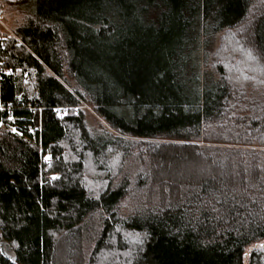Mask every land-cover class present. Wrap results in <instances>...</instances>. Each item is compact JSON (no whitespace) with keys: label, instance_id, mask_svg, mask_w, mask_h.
Masks as SVG:
<instances>
[{"label":"trees","instance_id":"16d2710c","mask_svg":"<svg viewBox=\"0 0 264 264\" xmlns=\"http://www.w3.org/2000/svg\"><path fill=\"white\" fill-rule=\"evenodd\" d=\"M0 6L20 15L0 51V264H245L264 241V0Z\"/></svg>","mask_w":264,"mask_h":264},{"label":"rangeland","instance_id":"374dc122","mask_svg":"<svg viewBox=\"0 0 264 264\" xmlns=\"http://www.w3.org/2000/svg\"><path fill=\"white\" fill-rule=\"evenodd\" d=\"M19 20H20V15L8 9L4 10V14L2 16V11H1V6H0V35L2 36V41H3L2 42L3 46L2 48H0V51L3 50L4 48V39H6V35L14 36L13 27L16 24V22ZM231 58H234V57H231ZM82 108L85 109L86 111V119L91 129L98 130L99 124H102L105 126L104 122L96 115V113L92 110L91 107H89L86 104H83ZM254 249L264 250V241L252 246L251 248L247 250L246 255H245V264L248 263V258Z\"/></svg>","mask_w":264,"mask_h":264},{"label":"built area","instance_id":"2783aa9c","mask_svg":"<svg viewBox=\"0 0 264 264\" xmlns=\"http://www.w3.org/2000/svg\"><path fill=\"white\" fill-rule=\"evenodd\" d=\"M3 41H2V36L0 35V48H2V46H3V43H2ZM0 105H1V103H0Z\"/></svg>","mask_w":264,"mask_h":264},{"label":"snow or ice","instance_id":"6c2138e0","mask_svg":"<svg viewBox=\"0 0 264 264\" xmlns=\"http://www.w3.org/2000/svg\"><path fill=\"white\" fill-rule=\"evenodd\" d=\"M13 131H15V129Z\"/></svg>","mask_w":264,"mask_h":264}]
</instances>
